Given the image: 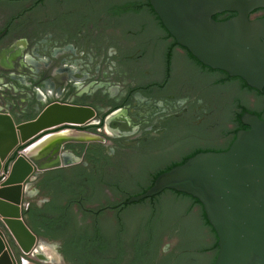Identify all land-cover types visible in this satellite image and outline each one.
<instances>
[{
    "label": "flooded vegetation",
    "instance_id": "1",
    "mask_svg": "<svg viewBox=\"0 0 264 264\" xmlns=\"http://www.w3.org/2000/svg\"><path fill=\"white\" fill-rule=\"evenodd\" d=\"M240 80L179 46L149 0H0V112L17 122L54 103L96 113L28 143L66 132L30 156L21 209L36 240L28 253L6 242L15 264H213L217 239L202 216L199 229L160 199L142 216L122 211L158 173L226 151L249 129L239 105L264 119V98Z\"/></svg>",
    "mask_w": 264,
    "mask_h": 264
},
{
    "label": "water",
    "instance_id": "2",
    "mask_svg": "<svg viewBox=\"0 0 264 264\" xmlns=\"http://www.w3.org/2000/svg\"><path fill=\"white\" fill-rule=\"evenodd\" d=\"M164 29L202 65L242 79L258 92L264 88V17L249 15L264 8V0H149ZM236 15L216 21L214 15ZM96 113L88 107L54 103L30 120L17 122L0 112V264H15V253H28L36 240L23 218L25 184L34 171L31 158L18 151L42 133L62 125L81 127ZM249 127L238 131L223 152L199 153L155 178L133 204L165 190L198 200L217 239L213 264H264V119L244 113ZM1 177V175H0Z\"/></svg>",
    "mask_w": 264,
    "mask_h": 264
},
{
    "label": "rangeland",
    "instance_id": "3",
    "mask_svg": "<svg viewBox=\"0 0 264 264\" xmlns=\"http://www.w3.org/2000/svg\"><path fill=\"white\" fill-rule=\"evenodd\" d=\"M246 96V100H248L249 102L251 101L253 107L260 109L261 108V99L256 97V95L252 92L251 94H245ZM66 134V132H62V133H57L54 135H46L43 136L42 138L38 139L37 141L31 143L30 145L26 144L24 146H21L18 151H23L22 153H25L26 156H28V158H31L30 156H32L33 152L31 148L32 146L39 144V142H41L42 140H46V139H55V138H59L62 135ZM54 141V140H53ZM52 142V141H51ZM50 142V143H51ZM54 143V142H53ZM28 145V146H27ZM46 146V145H45ZM31 148V149H30ZM29 149V150H28ZM11 160L12 158L6 163V165L4 166V170L3 173H1V177H0V181L4 178H6L7 173H8V169L10 168L11 165ZM141 190H131L129 192V195L134 196L135 194H138ZM162 203L164 204H169L171 207V212H182L183 214H187V218L192 221L193 223H197L196 227H200L201 224V215H200V210L198 207L191 209V205H190V201L187 198H183V197H177L176 195H174L171 192L165 193L164 195H162L160 198ZM151 200H144L142 202L136 203V204H132L130 206H127L126 208H124V210L122 211V214L128 215V214H134V215H138V216H142L143 214H145L148 209V206L150 204ZM202 226V225H201ZM202 229V228H201ZM208 262H211V255L208 257Z\"/></svg>",
    "mask_w": 264,
    "mask_h": 264
},
{
    "label": "trees",
    "instance_id": "4",
    "mask_svg": "<svg viewBox=\"0 0 264 264\" xmlns=\"http://www.w3.org/2000/svg\"><path fill=\"white\" fill-rule=\"evenodd\" d=\"M227 18H228V17H226V18H224V19L226 20ZM240 81H241L242 86H243L245 89H248V90H250V91H253V90H254V89L249 88V87L246 85V83H245L242 79H241ZM257 94L259 95V97L264 98V88H263V92H262V93H258V92H257ZM263 106H264V104H263ZM239 107H240L241 112L237 115V120H238V121L240 120V117L242 116L243 112L246 111V108L243 107L242 105H239ZM256 114H257V115H260V113H256ZM193 156H194V155H193ZM193 156H191V157H193ZM191 157H190V158H191ZM188 159H189V158H188ZM188 159H184L182 162H180V163L177 164V165H181V164H183V163L186 162ZM177 165H175V166H177ZM175 166H173V167H175ZM173 167L167 168V169H165L164 171H162V172L158 173L157 175H155V176L153 177V179H152L150 185H149L147 188L142 189V190L139 192V194L145 192V191H146V190L152 185L153 181L155 180V178H156L157 176H159L160 174H162V173H164V172H166V171H169V170H170L171 168H173ZM168 192L173 193V194L176 195L177 197H183V198H187V199H192V200L194 201V204H196V205H200V203L198 202L197 199H195V198H193V197H191V196H189V195H187V194L179 193V192H175V191H171V190H165V191L162 192L161 194H159V195H157V196H155V197H152V198H150L149 200L154 201V200H156V199H159L162 195H164L165 193H168ZM163 193H164V194H163ZM147 200H148V199H147ZM200 206H201V205H200ZM201 207H202V206H201ZM201 216H202V219H203V223H204L206 226H208V227L210 228L211 231H213V229L211 228V226H210V225L208 224V222L206 221V218H205V215H204V212H203V211L201 212ZM213 232H214V231H213ZM214 249L218 250V248H217V243H215Z\"/></svg>",
    "mask_w": 264,
    "mask_h": 264
},
{
    "label": "bare ground",
    "instance_id": "5",
    "mask_svg": "<svg viewBox=\"0 0 264 264\" xmlns=\"http://www.w3.org/2000/svg\"><path fill=\"white\" fill-rule=\"evenodd\" d=\"M57 138H58V137H57ZM55 139H56V138H55ZM55 139H54V138L51 139V140H50V139H46V140L44 139V140H42L41 142H39V144H36V145L32 146L31 148H33V149H32L33 154H35V153L37 154L38 151H40L42 148L45 147V145L49 144V142H51V141L53 142V140H55ZM58 140H59V139H58ZM52 142H51V143H52ZM31 148H30V149H31ZM33 154H32V155H33ZM22 155L25 156L23 153H22ZM25 157H26V156H25ZM26 158H27V157H26Z\"/></svg>",
    "mask_w": 264,
    "mask_h": 264
},
{
    "label": "crops",
    "instance_id": "6",
    "mask_svg": "<svg viewBox=\"0 0 264 264\" xmlns=\"http://www.w3.org/2000/svg\"><path fill=\"white\" fill-rule=\"evenodd\" d=\"M59 138H56L54 141H56V140H58ZM26 157H28V156H26Z\"/></svg>",
    "mask_w": 264,
    "mask_h": 264
}]
</instances>
